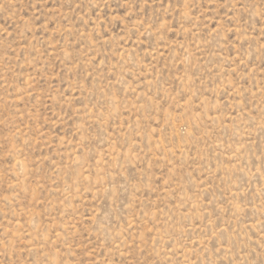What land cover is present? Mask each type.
<instances>
[{
  "label": "rangeland",
  "instance_id": "rangeland-1",
  "mask_svg": "<svg viewBox=\"0 0 264 264\" xmlns=\"http://www.w3.org/2000/svg\"><path fill=\"white\" fill-rule=\"evenodd\" d=\"M0 264H264V0H0Z\"/></svg>",
  "mask_w": 264,
  "mask_h": 264
}]
</instances>
